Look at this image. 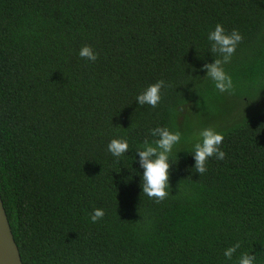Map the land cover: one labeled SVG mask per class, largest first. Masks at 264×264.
I'll list each match as a JSON object with an SVG mask.
<instances>
[{"label":"trees","instance_id":"1","mask_svg":"<svg viewBox=\"0 0 264 264\" xmlns=\"http://www.w3.org/2000/svg\"><path fill=\"white\" fill-rule=\"evenodd\" d=\"M218 23L242 35L224 92L199 71L219 58L207 39ZM160 80V102L139 104ZM263 89L264 0H0V192L23 263L264 264V95L216 129L225 156L203 173L201 137L180 121L189 105L219 111ZM157 127L191 141L172 150L163 199L142 192L136 154Z\"/></svg>","mask_w":264,"mask_h":264},{"label":"clouds","instance_id":"2","mask_svg":"<svg viewBox=\"0 0 264 264\" xmlns=\"http://www.w3.org/2000/svg\"><path fill=\"white\" fill-rule=\"evenodd\" d=\"M207 39L211 42L210 52L219 54V58L213 55L214 59L211 62L204 63L199 71L204 73L203 78H210L214 82L215 89L220 92L230 90L233 88V80L224 70L223 64L231 60L237 45L242 40V35L236 29L228 32L222 24L218 23L213 30L209 31ZM79 56L92 61L97 58L96 52L90 45L83 46L79 51ZM192 83L194 85L192 91H195V82ZM163 85V80L150 84L136 97V100L141 105L148 104L155 107L161 100ZM152 135L158 137L154 144L145 142L136 151L138 163L140 168L143 169L142 173H138L141 176L142 192L150 197L154 196L163 199L167 195V189L170 186V175L173 165L170 155L174 146L180 142L181 133L172 131L168 127H157L152 130ZM199 135L201 139L195 143L192 155L197 172L203 173L206 171V161L209 157L224 158L225 152L220 147L224 140V133L209 127L203 129ZM128 149L129 142L125 138H113L108 144V151L114 157H121ZM103 215V209H94L91 220L95 222ZM237 247H239L238 244L226 248L224 256L230 259ZM238 264H257V262L254 255L243 254L240 256Z\"/></svg>","mask_w":264,"mask_h":264},{"label":"rangeland","instance_id":"3","mask_svg":"<svg viewBox=\"0 0 264 264\" xmlns=\"http://www.w3.org/2000/svg\"><path fill=\"white\" fill-rule=\"evenodd\" d=\"M262 95H264V89L250 99H242L238 95H229L227 96V101L221 105L219 111H217L216 107L197 111L198 109L195 105H189L182 111L180 121L185 122L189 120L193 128L191 138H194L195 135L200 138L199 133L203 129L226 127L229 122L239 120L242 116L252 112ZM190 142L184 140L176 147L187 146Z\"/></svg>","mask_w":264,"mask_h":264},{"label":"water","instance_id":"4","mask_svg":"<svg viewBox=\"0 0 264 264\" xmlns=\"http://www.w3.org/2000/svg\"><path fill=\"white\" fill-rule=\"evenodd\" d=\"M0 264H24L0 192Z\"/></svg>","mask_w":264,"mask_h":264}]
</instances>
